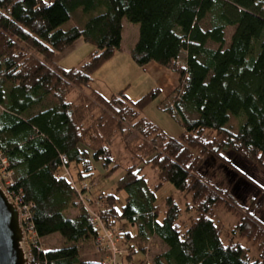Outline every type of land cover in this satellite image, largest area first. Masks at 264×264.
Instances as JSON below:
<instances>
[{"label": "trees", "instance_id": "16d2710c", "mask_svg": "<svg viewBox=\"0 0 264 264\" xmlns=\"http://www.w3.org/2000/svg\"><path fill=\"white\" fill-rule=\"evenodd\" d=\"M123 22L138 28L129 53L136 66L155 63L178 76L162 107L182 127L178 138L142 117L157 88L136 101L125 90L104 96L91 88L120 51ZM227 28L234 31L225 46ZM80 39L93 50L77 67L59 68L56 57ZM227 153L264 173V0H0V157L38 239L30 264H100L80 257L81 244L98 234L89 221L94 200L104 226L134 228L124 235L126 264L146 255L153 238L165 250L140 264H264L254 200L242 214L229 189L200 173L208 158L229 166ZM94 163L107 177L123 171L115 193L80 189L95 183ZM165 184L180 202L157 199ZM219 208L236 215L233 234L256 256L223 244ZM53 235L64 245L44 250L42 238Z\"/></svg>", "mask_w": 264, "mask_h": 264}, {"label": "rangeland", "instance_id": "374dc122", "mask_svg": "<svg viewBox=\"0 0 264 264\" xmlns=\"http://www.w3.org/2000/svg\"><path fill=\"white\" fill-rule=\"evenodd\" d=\"M127 25L133 26L130 24ZM202 27L203 29L208 28V20L204 24H202ZM233 31V28H227L225 30V46L229 44ZM125 38L128 41H130L131 39V33L127 30ZM211 47L217 48L216 46ZM87 55L88 51L86 49H77V51L75 53L73 52V55H71L70 58L63 62L61 66L64 67V69H70L74 66L77 67V64L79 62L81 63V61H83ZM128 58L125 57V55H118L110 59V61H107L104 64V67L100 69L101 71H98V73H96L97 75L95 74L93 76L95 82L93 84L92 89H95L100 94L106 96H109V94L111 93L115 94L121 90H125L126 95L132 101L139 100L144 95L152 92V90H154L155 88L152 85L150 79L143 75L142 71L138 69V66H136L130 58ZM165 98V96H162L160 94L155 97L152 101H150L145 107L142 113V117L147 118L157 127L161 128L168 136L172 138H178L183 132V129L180 124L174 120L173 117H171L168 113L162 111ZM192 117L194 118L196 116ZM233 119L234 118L231 119L230 123L233 126H237L239 121H233ZM112 148L115 158H119V160L122 159L121 157L124 154L119 143L116 142ZM224 157L229 163V166L220 162H216L211 158H208L205 161L202 169L200 170V173L207 177L209 180H211V182L216 187L229 189L237 203V206L242 211L241 212L239 210V212H241L242 214L244 213V211H247L251 208V203L254 200L255 205L252 209H250L249 212L257 219L259 223H262L264 225V173L260 171L251 162L233 153H227L224 155ZM94 168L96 176V179L94 181L95 183L89 184L88 182H85L81 184L80 189H86V191H88L87 189L90 188V186L92 185L91 191L93 192H102L105 194L115 193L116 181L123 175V171L118 170L111 176L107 177L105 174V168L102 167L101 164L94 163ZM143 173L146 175V178L148 179L150 184L156 182V174L153 170L146 168ZM71 176L73 177V179H75L74 173H72ZM84 186H86L87 188H84ZM260 190H262V193H260ZM168 195H173L174 197L176 196L177 202H180V198L177 197L178 195H176L173 187L169 184H165L163 188L157 191L156 193L158 200H161L167 197ZM119 196L121 198V201H123V193H120ZM79 197L85 200L88 198V194H79ZM94 201L95 203L93 202L92 206L88 204L90 209L91 207H93V210H91L90 213H96L95 208L98 205L102 207V202L99 204L98 202H96L97 200ZM215 220L221 222L225 229L222 236V242L224 245H226L229 241H232L233 243H238L244 247H247L252 256H256L257 251L253 246H251L245 240L239 239L233 234V228L238 220L236 215L230 214L224 209L219 208L216 211ZM122 226L127 228L126 224L125 226L124 224ZM106 229L109 228L107 227ZM130 230L134 232V228H130ZM112 242L114 243L113 240ZM41 243L43 249L47 251L59 249L64 245V241L59 235H53L42 238ZM120 246L125 249V246H123V244H120ZM97 248L98 244L95 241L81 244V260L97 261L101 257V255H99L98 253ZM164 250L165 247L158 241V239L153 238L148 244H146V255L138 253L133 256L130 263L140 264L141 262H145L146 260L150 261L154 256L164 252Z\"/></svg>", "mask_w": 264, "mask_h": 264}, {"label": "built area", "instance_id": "2783aa9c", "mask_svg": "<svg viewBox=\"0 0 264 264\" xmlns=\"http://www.w3.org/2000/svg\"><path fill=\"white\" fill-rule=\"evenodd\" d=\"M0 181L10 200L19 209L21 226L25 235V241L27 247L29 248L30 251V247H34L38 244V239L36 238V235L33 233L32 228H30V226L28 225V218H29L28 207L23 206L21 200L17 197H13V195H11L8 191V188L12 183V173L7 171L6 162L2 160L1 157H0ZM84 188L87 187L84 186ZM97 207H100V205H98ZM89 221L92 227L96 229V231H98V234L93 239V241H95L98 244L97 250L99 255H101V257L97 261L100 264H126L120 261L122 260L123 256L126 254V247L124 249L123 247L120 246V244H123V246H125L123 243L124 235L126 232L133 233L130 230V228L133 227L127 225V228L122 226L120 227L117 226L114 227L113 229L111 228L106 229L107 227L104 226V224L101 222L97 213H90ZM112 240L114 241V243L112 242Z\"/></svg>", "mask_w": 264, "mask_h": 264}, {"label": "water", "instance_id": "95a60500", "mask_svg": "<svg viewBox=\"0 0 264 264\" xmlns=\"http://www.w3.org/2000/svg\"><path fill=\"white\" fill-rule=\"evenodd\" d=\"M20 213L0 181V264H29Z\"/></svg>", "mask_w": 264, "mask_h": 264}, {"label": "crops", "instance_id": "0c3cea01", "mask_svg": "<svg viewBox=\"0 0 264 264\" xmlns=\"http://www.w3.org/2000/svg\"><path fill=\"white\" fill-rule=\"evenodd\" d=\"M122 26H123V30H122L120 51L117 52L116 54H114L112 58H114L115 56H118V55L119 56L125 55V57H127V58L129 57L130 58V55H129L130 50L134 47V45L137 42V38H138V28H137V26H134L136 28H134L133 26H128L126 22H123ZM126 30L131 33L130 41L126 40V38H125ZM124 44H125V47H124ZM83 48L88 51V54L93 50V47L91 45L85 43L83 40L80 39L69 50H67L66 52H64V53L60 54L59 56H57L56 59H55V64L59 68L64 69V67H62L61 64L63 62H65L68 58H70L71 55H73V52L75 53L77 51V49L80 50V49H83ZM181 58H184L183 55H181ZM78 64H80V62ZM78 64H77V66H78ZM74 67H71V68H74ZM102 67H104V65L101 66L93 74V76L96 73H98V71H101L100 69H102ZM138 69L140 71H142L143 75H145L146 77H148L150 79V81H151L152 85L154 86V88H157L160 91L162 96H165V97L168 96L175 89V87L178 84V76L175 73H173V72H171V71H169V70H167V69H165V68H163V67H161V66H159V65H157L155 63H150V64H148V65H146V66H144L142 68L138 67ZM65 70H67V69H65ZM93 76H92L91 88L93 87V84L95 82V79H93ZM111 94H109V95H111ZM104 96H106V95H104Z\"/></svg>", "mask_w": 264, "mask_h": 264}]
</instances>
